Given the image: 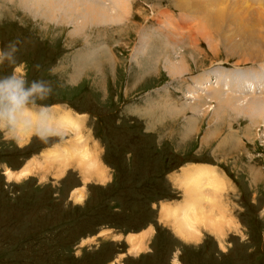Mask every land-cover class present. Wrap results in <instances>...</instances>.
Masks as SVG:
<instances>
[{
  "label": "rangeland",
  "instance_id": "obj_1",
  "mask_svg": "<svg viewBox=\"0 0 264 264\" xmlns=\"http://www.w3.org/2000/svg\"><path fill=\"white\" fill-rule=\"evenodd\" d=\"M24 1L0 0V81L44 91L14 114L0 109V264H264V108L257 123L247 117L250 103L264 105V48L260 60L239 49L246 13L228 7L223 41L210 25L197 30L208 13L196 0H128L127 18L111 25L56 21L53 0ZM251 1L238 6L263 7ZM246 29L259 35L264 23ZM164 59L187 69L172 77ZM215 71L236 89L215 87ZM63 113L79 128L57 122ZM74 138L102 181L46 161ZM188 167L221 176L202 201L220 231L199 223L183 236L165 216L186 198ZM150 227L132 249L130 234Z\"/></svg>",
  "mask_w": 264,
  "mask_h": 264
},
{
  "label": "bare ground",
  "instance_id": "obj_2",
  "mask_svg": "<svg viewBox=\"0 0 264 264\" xmlns=\"http://www.w3.org/2000/svg\"><path fill=\"white\" fill-rule=\"evenodd\" d=\"M47 1H49V0H47ZM182 1H184V0H182ZM196 1H197V4H194L195 3L194 1H189L190 6H191V4L195 5L194 9H198L199 10L198 13L204 14L205 11H206V13H208L207 17H205L204 19H199V23L201 21H203L204 24L201 22V24L197 28V30L205 27V31L208 34V33H211V32H209L210 26H211L212 30H215L216 32L220 31L219 33H221L222 37H224L223 41L227 40L229 37L226 35V32H228V29H229V27H228L229 23H230V27L232 25H234V23H235L234 19L230 18V14L228 13V7H233L234 9H237L238 12H241V10H242V12H245L246 13L245 16L247 17V19H245V16L242 15L243 21H241L240 24L237 23L238 27H236V30L238 29L239 36L241 35L242 39L240 42L246 43L247 49L243 48L242 46H240L239 49L242 51V54H244L245 52L252 54V55L254 54L253 57L255 60L261 59V55H260L259 51H261V47L264 48V30L263 31L258 30L259 35L256 34L255 36H250L249 33L251 31L246 29V25H247L250 18H253L254 20H255V18H257L258 20H260L261 22L264 23V8H263L264 7V0H253L254 5H256L257 2L261 3V5L263 6L261 9H255L249 5L248 6H245V5L244 6L243 5L238 6V5H240V3L238 2L239 0L238 1L236 0L237 2L236 1L232 2L231 0H215L214 4L211 2V0H196ZM241 1H247V2L250 1V3L252 2L251 0H241ZM24 3L27 4L26 1H24ZM51 3H50L51 6L50 5L49 6L51 7L50 9H54L53 14H55V15L50 16L45 7L38 6V8L41 9V12L39 11L40 15L42 12L46 13V14H48L49 17H51L52 19H55L56 21L58 19H61V18H70L72 20L71 23H75L77 25H82L87 20H90L89 19L90 16L93 20H95V21H93V25L94 24H96V25H99V24H103V25L121 24L127 18L128 14H129L128 0H53V3L52 4ZM189 3H187V4H189ZM182 4H185V2H182ZM27 8L30 9V6ZM194 14H195V12H194ZM75 20H76V22H75ZM78 20H80V21H78ZM61 21H65L66 23L69 22L67 20H61ZM258 26H259V21H258ZM251 27L253 29H255L254 26H251ZM232 34L236 35V33H233V32H232ZM232 37L234 38V35ZM229 39H231V38H229ZM238 39H240V37ZM250 48H252V49L250 52H248L250 50ZM144 49H145V47H144ZM164 60H165L164 61L165 66L164 65L163 66H164L165 70L167 71V73L172 77L183 73L184 72L183 67H185L184 65H187L186 63L181 64L180 60H177V61L168 60V59H164ZM261 61L259 62V64H261ZM218 72H220V74H218ZM221 73H222L221 71H215L213 73V74H215V79H214L215 87H217V88L223 87V88H227V89L231 88V89L235 90L236 89L235 86H230V83H229L230 80H226L227 78L222 76ZM252 81H254V80H252ZM259 82L261 84H259L257 89L263 87L262 83L264 82V77L260 78L258 83ZM218 92L220 95L222 94L221 91H218ZM254 96H256V95H254ZM212 97H213V95L212 96L210 95V98H212ZM249 105L252 107V111H250L248 109V111L250 113L247 112V117L249 118V120L251 122L253 121L254 123H257V119H255V118L252 119V118L261 114V112L263 111L264 105L262 104L263 106H261V104L257 103L256 101L250 103ZM242 112H243L242 115H245V112L244 111H242ZM239 113L240 112H237V114H239ZM254 114H255V116H254ZM56 118H57V122L61 123L62 125H70L71 124V125H73V127H76L77 129L79 128V125H80L79 121L73 119V117H71L69 114H66V113L59 114V116ZM24 121L25 120H23L21 122L19 121L20 122V128H21V134L23 133V130H24ZM63 127H65V126H63ZM68 127H70V126H68ZM77 138H74L75 142L73 144H71L67 149L65 147L62 148L63 152L61 151V153H59L60 151L59 152H57V150L54 151L55 155H56L55 158H57V155H60L59 156V159H60L63 156V154H66L68 152L78 153L80 158L82 159L80 162L82 163V161H84V163L86 164L85 165L83 163V165H85L84 167H86V169H89V167L92 163L91 159H89L87 157V153H86V151H84V148L83 147L81 148V146H79L80 144H79V140ZM189 176H190L189 178L186 177L187 178L186 181H183L184 185L186 184L187 187H189V186L192 187V188L190 187L189 191H188V192H190V194H188L189 199L187 198L189 201H186L184 203V206H182L181 208H178V210H172L171 212L166 211L165 215L170 216V218H172L174 220V226L176 225L175 228L178 230V232H185L186 234L188 233L189 235H191V233L193 234V233H196V231H198L197 228L199 226V223H200V225L201 224H202V226L205 225L207 227H210L211 229H213L214 224L217 223L216 218H214L210 214H209V216H211V218H208L206 216V215H208L207 211L201 212V213H200V211H203V209H204L202 206V201H209V198H210L209 194H211L210 191L212 192L213 189L215 190V188L218 187L220 181H217L216 175L212 172V169H209L208 167H198L193 172H190ZM191 189H194V191H195V192H193V194L191 193L192 192ZM197 190H198V192H197ZM186 192H187V190H186ZM204 192H206V193H204ZM79 193L81 194V192H79ZM77 195H79V194H77ZM216 203H217V201H216ZM165 209L167 210V207ZM208 211L212 212V209L208 210ZM217 227H218L217 229L220 231V229H219L220 226H217Z\"/></svg>",
  "mask_w": 264,
  "mask_h": 264
},
{
  "label": "crops",
  "instance_id": "obj_3",
  "mask_svg": "<svg viewBox=\"0 0 264 264\" xmlns=\"http://www.w3.org/2000/svg\"><path fill=\"white\" fill-rule=\"evenodd\" d=\"M71 145V144H70ZM70 145H68V144H65L64 145V147H68V146H70ZM64 147H58V148H52L50 151H54L55 149L57 150V152H59V153H61V149L62 148H64ZM83 148H84V151H86V153H87V157L89 158V159H91V165H90V167H89V169H86V167H84L86 164L84 163V161H82V163L80 162L82 159L80 158V156H79V154L78 153H74V152H68V153H66V154H63V156H62V159H59L58 157L60 156V155H57V158H55L54 160H51V161H49L48 160V158L46 157V161L47 162H50V163H52V164H56L57 165V168L59 169V170H65V168L67 167V166H69V165H71V163H74V164H78L79 165V167H78V169L80 170V172H81V175H82V179L84 180V178H93V177H95V176H97V177H99L100 178V180L102 181L103 180V178L105 177L104 175H105V173H104V170L102 169V168H98V164H97V162L95 161V160H97V159H95V157L93 156V154L92 153H90V151L88 150V148H86L84 145L82 146ZM63 152V151H62ZM48 154H49V151H48ZM47 155V154H46ZM92 158H91V157ZM56 160V161H55ZM96 162V163H95ZM83 163L85 164V165H83ZM94 168H97V170L98 171H96L95 173H91V169H94ZM210 169V168H209ZM87 170V171H86ZM195 169L193 168V167H188V168H185V170L182 172V175L180 176V181H181V184L184 186V190L186 189L187 190V192H186V190H185V195H186V198H185V200L179 205V204H177V205H175V206H173V207H171L170 205H164L163 207H162V209H163V212L165 213L166 211H169V212H171V210H178V208H181L182 206H184V202H186V201H189L188 199H189V196H188V194H190V192H188L189 191V188L191 187V186H189V187H187V185L185 184L184 185V182L183 181H186V179L187 178H189L190 176H189V174H190V172H193ZM213 170V169H212ZM215 171V170H214ZM8 172V171H7ZM216 172V174L215 175H217L219 178H221V176L217 173V171H215ZM187 173V174H186ZM184 175V176H183ZM187 177V178H186ZM183 182V183H182ZM192 188V187H191ZM77 190H79V191H81V189L80 188H77L76 190H74V192H73V196L75 197L76 195H75V192L77 191ZM191 193L193 194V192H195L194 191V189H191ZM197 192H198V190H197ZM204 193H206V192H204ZM210 193H211V191H210ZM188 198V199H187ZM167 207V210L165 209V208ZM208 208V207H207ZM165 210V211H164ZM209 210V209H208ZM208 210H206V209H204V212L205 211H208ZM206 214V213H205ZM166 216V215H165ZM207 217H210L209 215H206ZM173 223H174V220H173ZM205 226V225H204ZM215 226L216 225H214L213 226V229L215 230H218L217 228H215ZM174 227H176V225L174 226ZM212 230V229H211ZM151 231H152V228L150 227L149 229H147V231H146V233H143L142 235H140L139 236V239H138V236H137V234L135 235L134 233H132V234H130V236L128 237V240H129V242L130 243H132V249H138L139 247V244L142 242V240H143V237H146L149 233H151ZM178 231V230H177ZM180 234H182L183 236H184V234H185V232H179ZM188 234V233H187ZM138 242V243H137Z\"/></svg>",
  "mask_w": 264,
  "mask_h": 264
},
{
  "label": "clouds",
  "instance_id": "obj_4",
  "mask_svg": "<svg viewBox=\"0 0 264 264\" xmlns=\"http://www.w3.org/2000/svg\"><path fill=\"white\" fill-rule=\"evenodd\" d=\"M42 87L34 84L31 89H24V81L15 77L0 81V109L8 114H14L27 102L35 92H43ZM11 180V176L8 177Z\"/></svg>",
  "mask_w": 264,
  "mask_h": 264
}]
</instances>
